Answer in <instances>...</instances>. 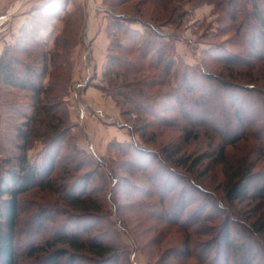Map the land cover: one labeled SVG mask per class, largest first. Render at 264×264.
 Returning <instances> with one entry per match:
<instances>
[{
	"label": "rangeland",
	"instance_id": "374dc122",
	"mask_svg": "<svg viewBox=\"0 0 264 264\" xmlns=\"http://www.w3.org/2000/svg\"><path fill=\"white\" fill-rule=\"evenodd\" d=\"M42 1L27 0L13 15L0 10L6 17L1 24L0 54L18 38L26 41L28 48L14 50L15 56L36 69L45 61L42 81L49 85L47 99L37 101L28 89L0 83V184L11 166L4 157L17 150L18 129H27L25 124L30 122L40 131L57 133L63 116L70 124V132L60 140L51 180L42 176L41 185L19 196L23 237L39 232L33 219L42 209L51 210L60 220L80 213L66 205L63 197L65 190L78 192L81 186L76 180L84 179L88 181L84 195L100 206L95 218L83 222L86 236L104 239L114 248L117 263L109 264H201L184 254L186 243L195 253L218 235L227 219L244 229L243 235L233 232L231 239L237 245L247 242L259 252L264 246V232L257 231L264 225V194L231 204L224 198L230 184L242 175L255 174L258 182L264 181L260 177L264 152L257 139L243 133L223 140V134L208 122L201 123L195 112L189 120L182 118L173 107L177 84L151 62L154 53L141 59L136 47L142 34L151 31L143 22L152 21L171 43L173 69L196 67L203 70L202 78L218 87L254 85L251 90L255 91L264 88V62L246 57L254 52L248 42H242L240 16L231 18L223 0H63L58 16L42 23L39 30L32 29L37 9L30 16L24 11ZM124 27L142 33L136 35L137 42L127 38ZM223 49L241 60L224 62L219 51ZM112 57L117 61L109 65ZM131 61L139 68L124 64ZM198 92L187 91L193 101L189 106L193 107ZM122 93H129L134 103L124 100ZM217 94L212 99L219 104L225 95ZM136 102L145 106L139 108ZM215 108L211 113L221 110ZM201 115L215 124L218 120L203 111ZM247 116L243 111L241 117ZM229 119L228 130L235 136L240 132L239 121ZM37 134L26 152L34 163L45 148ZM78 135L85 147L77 144ZM132 139L138 146L116 145ZM74 143L83 153L74 152ZM170 211L175 213L167 214ZM196 217L199 221L194 223ZM28 223L33 224L32 230L25 229ZM58 224L49 226L56 229ZM77 253L78 264L95 261L91 252ZM45 257L42 252L34 261L40 263Z\"/></svg>",
	"mask_w": 264,
	"mask_h": 264
},
{
	"label": "trees",
	"instance_id": "16d2710c",
	"mask_svg": "<svg viewBox=\"0 0 264 264\" xmlns=\"http://www.w3.org/2000/svg\"><path fill=\"white\" fill-rule=\"evenodd\" d=\"M62 2L63 0H43L36 7L37 17L30 22L32 29L37 28L39 30V28L43 27L42 23L46 25V21H51L58 16L62 10ZM223 4L227 8L226 10L231 18L240 16L238 31L240 32L242 42H248L250 50L254 52L251 53L249 51L246 57L252 58L256 56V58L264 62V0H223ZM151 22H143L147 30L151 31L143 34L140 33L143 39L136 47L142 53L141 59L146 58L151 52L154 53L155 59L151 60V62L156 63L157 67H160V71L164 75L171 76L170 80L172 79L177 84L179 91H174L176 93L175 95L173 94L175 100L173 107L177 109L180 116L189 120L193 114L192 112H195L201 123L205 124V122H208V125H212L211 128L217 132H221L223 140L231 141L236 139L239 134H248L257 139L259 146L264 152V88L260 87L258 90L253 91L251 89L255 87L254 85L233 86L229 84H223L221 88L210 83L209 79L202 78L201 75H204L202 69L187 65L182 66V69L178 66L175 67L176 69H173L175 62L171 54V43L163 38L159 28L154 27ZM126 28L124 27L122 30L127 38L130 41L137 42L136 35L139 32L130 27ZM34 42L37 46L40 45L39 41L34 40ZM251 46L254 48L252 49ZM26 48H28L26 41L18 38L17 42L13 45L3 49L0 54V83L28 89L37 101H45L48 97L46 93L49 88V85H45L42 81V75L46 67L45 61H43V66L40 69H36V67L27 63L22 64V60L15 56L14 50ZM219 51L223 52V61L226 63L234 64V62H239L242 58L238 54L227 52L225 49ZM112 58L111 61H108L109 65L117 61V58ZM124 64L128 65V68H134L135 70L139 68L136 61ZM198 77L201 80H198ZM171 87L175 89V87ZM188 90L199 91V98L197 97L194 100L193 107L189 106V103L193 101L186 95ZM208 91H210L209 95L205 98ZM219 91H222L225 97L217 105L212 98L218 95ZM251 91L253 92L251 93ZM192 95L194 96L193 93ZM121 97L127 102L134 103L129 93H122ZM225 103L227 106L224 107ZM201 104H204L203 109L200 107ZM136 105L139 108L145 106V104H141L140 102H136ZM215 106L221 109L219 113H211L212 108H215ZM202 111L215 118L218 117L219 121L217 120L216 122L218 125L215 126L216 124L213 122V119L210 120L209 118L206 120V117L201 115ZM243 111H246L249 116L246 118L241 117ZM229 116L239 121L238 126L241 127H239L240 132L238 131L235 136H233L231 130H228V125L231 123ZM62 118L58 120L61 128L57 133L46 129L40 131L36 125H31L30 122L26 123L27 129H18V132H16L18 140L14 141V146L17 150L9 151V155L4 157V161L10 163L11 166L7 169L6 179L0 184V264H78L75 257L76 254H79L77 253L79 250L93 253L95 261L92 264H109L111 261L117 263L115 257L116 251L110 246L109 242L104 239H97L96 237L88 238L86 236L88 230L84 227L83 222L95 218L94 214L99 210L100 206L91 198L84 195L88 184V181L85 182L84 179L82 181L76 180L79 181L81 186L78 192L71 193L69 192L70 189L68 191L65 190L63 197L66 205L73 207V210H79L80 213L60 220V218H55L56 214L51 210L42 209L33 219L39 232L23 237V229L19 227L21 213L20 194L34 186L41 185L44 179H41L42 176L45 178L49 176L47 180H51L49 178L51 172L56 167L55 157L60 146V140L66 132H70L68 117L63 116ZM37 132L38 137L43 139L42 142L45 148L39 161L34 163L28 161L26 152L28 145H30L31 137ZM132 143L138 146V141L135 139H132L129 143L118 142L116 145L127 146ZM74 144V152L78 154L83 153L77 148L76 143ZM261 176L264 177V172L260 174ZM50 185L52 186V184ZM197 186L204 191L203 187L198 184ZM263 194L264 181L258 182L255 174L249 173L240 176L235 182H232L225 191L224 198L226 202L231 204L234 201H243L250 198L258 199ZM180 206L183 208L184 204L183 207L182 205ZM221 206L223 207V203ZM160 212L165 213V211ZM172 213L175 212L170 211L167 214ZM233 218L231 217V219ZM57 221H59V224L56 229L55 227H50ZM198 221L199 218L196 217L194 223ZM231 222L230 219H227L221 226L220 231H218V235L215 238L212 237L208 244L196 248L195 253H192L189 249L191 246L187 242L184 254L187 256L193 255L201 264H264V246L260 247V251L258 252L256 250L252 251L247 242L237 245L231 239V235L234 234L233 232L243 235L244 229L233 226ZM245 225L244 223L243 227ZM66 226L69 227L68 230H66ZM32 227L33 224L28 223L26 228H24L30 230ZM257 231L263 233L264 225L260 224L257 227ZM42 252L46 253L47 258L45 257L40 263H35L34 260L38 259ZM84 259L89 261L88 257H84Z\"/></svg>",
	"mask_w": 264,
	"mask_h": 264
},
{
	"label": "crops",
	"instance_id": "0c3cea01",
	"mask_svg": "<svg viewBox=\"0 0 264 264\" xmlns=\"http://www.w3.org/2000/svg\"><path fill=\"white\" fill-rule=\"evenodd\" d=\"M27 0H0V10L3 11V9H7V12H6V15H13L14 12L19 9V8H22L25 3H26ZM37 6H33V10L32 8L31 9H28L27 11H24L26 12V16H30L31 14H34L35 11H36V8ZM23 12V9H20V13ZM62 12V10L60 11ZM10 13V14H9ZM29 13V14H28ZM6 19V17L4 16V12L0 13V31L2 29V22ZM24 26V25H23ZM77 144L79 146H84L85 147V141H84V138L82 136H79L77 137Z\"/></svg>",
	"mask_w": 264,
	"mask_h": 264
},
{
	"label": "bare ground",
	"instance_id": "6f19581e",
	"mask_svg": "<svg viewBox=\"0 0 264 264\" xmlns=\"http://www.w3.org/2000/svg\"><path fill=\"white\" fill-rule=\"evenodd\" d=\"M91 22H92V20H91V17H90V19H89V25L91 24Z\"/></svg>",
	"mask_w": 264,
	"mask_h": 264
}]
</instances>
